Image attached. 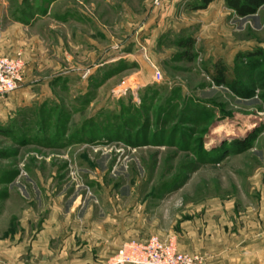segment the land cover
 Returning a JSON list of instances; mask_svg holds the SVG:
<instances>
[{
  "label": "rangeland",
  "instance_id": "1",
  "mask_svg": "<svg viewBox=\"0 0 264 264\" xmlns=\"http://www.w3.org/2000/svg\"><path fill=\"white\" fill-rule=\"evenodd\" d=\"M201 2L0 0V56L21 61L26 98L0 118L2 233L59 205L152 232L220 204L237 216L259 207L264 5L238 15L227 0Z\"/></svg>",
  "mask_w": 264,
  "mask_h": 264
},
{
  "label": "crops",
  "instance_id": "2",
  "mask_svg": "<svg viewBox=\"0 0 264 264\" xmlns=\"http://www.w3.org/2000/svg\"><path fill=\"white\" fill-rule=\"evenodd\" d=\"M209 6V5H208ZM4 38V37H3ZM6 39V38H5ZM0 38V53L10 54ZM25 89L0 97V118L8 120L17 107L26 103ZM260 205L245 212H232L220 204L214 212L208 209L204 218L188 221L179 232H152L142 222L136 226L125 220L100 222L94 218H76L70 211L62 214L55 206L44 217L29 209L21 214V226L0 231V264H90L106 262L129 238L153 233L164 239L177 238L181 252L196 254L200 264H262L264 240V182ZM217 212L218 218L212 215ZM141 226V227H140Z\"/></svg>",
  "mask_w": 264,
  "mask_h": 264
},
{
  "label": "built area",
  "instance_id": "3",
  "mask_svg": "<svg viewBox=\"0 0 264 264\" xmlns=\"http://www.w3.org/2000/svg\"><path fill=\"white\" fill-rule=\"evenodd\" d=\"M22 63L19 60L0 56V97L15 91L22 79ZM158 79L161 73L157 72ZM106 262L90 264H200L201 258L178 249L177 238H162L158 234L129 238Z\"/></svg>",
  "mask_w": 264,
  "mask_h": 264
},
{
  "label": "trees",
  "instance_id": "4",
  "mask_svg": "<svg viewBox=\"0 0 264 264\" xmlns=\"http://www.w3.org/2000/svg\"><path fill=\"white\" fill-rule=\"evenodd\" d=\"M202 2L200 5H197L200 8H205L211 3L213 0H201ZM227 4L230 8H232L238 15H249V14H254L258 8L262 5H264V0H227ZM197 7V8H198ZM178 47H181L184 49V54L183 56H186V59L188 61H192L195 57V39L193 38H185V39H180L178 42ZM260 54V51L257 50L255 53H248L246 55L255 57V54ZM215 71L216 74L214 75V78L219 79L221 83L226 82V77H225V69L221 67L220 64H217L215 66ZM90 139V138H89ZM128 144L135 146L137 143L135 142H130L129 139H127ZM239 144H243V142H240ZM139 145V144H138ZM248 144L245 143V146Z\"/></svg>",
  "mask_w": 264,
  "mask_h": 264
},
{
  "label": "bare ground",
  "instance_id": "5",
  "mask_svg": "<svg viewBox=\"0 0 264 264\" xmlns=\"http://www.w3.org/2000/svg\"><path fill=\"white\" fill-rule=\"evenodd\" d=\"M221 132V131H220ZM215 134H216V132H215Z\"/></svg>",
  "mask_w": 264,
  "mask_h": 264
}]
</instances>
